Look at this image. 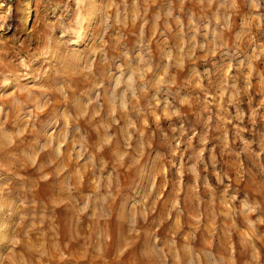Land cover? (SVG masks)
I'll return each instance as SVG.
<instances>
[{
	"label": "rangeland",
	"instance_id": "1",
	"mask_svg": "<svg viewBox=\"0 0 264 264\" xmlns=\"http://www.w3.org/2000/svg\"><path fill=\"white\" fill-rule=\"evenodd\" d=\"M6 1L10 9L9 15H1L0 11V72L12 73L19 83L14 84L13 88L0 90L2 96L0 105L3 106L5 113L0 116V122H4V127L10 131H15L14 125L24 127L27 131L23 143L17 141V147L0 151V188L10 189V192H7L8 199L17 203L22 198L27 199L29 207L23 211L29 219L17 227L18 212L9 215L6 209L0 214V219L10 225L9 231L16 230L22 239V243L15 248L7 241L0 242V264H20L21 255L31 260V264H128L127 258L123 262L121 260L124 249L129 247L127 240L120 239V233L126 226L119 225L115 215L110 220L98 221L78 217L66 204L54 178L48 180L43 178L45 175L51 176L53 171L52 167L47 166V154L41 155L35 168L21 166V160L18 158L20 152L37 140L43 143L46 139L45 132L51 131L48 125L65 109L74 113L69 101L73 95H79L88 84L85 81H77L73 85L76 91L70 93L69 99L65 100L56 91L54 73L32 55L37 51L43 37L48 34L49 28L55 25L56 17L52 15L53 5L49 0ZM117 2L121 3V0ZM131 3L132 0H128L129 10ZM166 3L167 0H147V3L141 0L142 7L150 9L149 19L157 8ZM175 3L179 7V0H175ZM26 8L29 13L27 21H24V16L27 15L24 14ZM189 9L195 11L198 17L202 15L198 6L189 3L185 6L184 13H177L184 19L185 25ZM261 12L264 13V9ZM206 15L210 16L211 12H207ZM242 19L249 23V28L246 34L239 38L236 34L240 32ZM233 21V28L226 34L225 48L217 51L215 55L196 47L191 51L186 49L188 59L185 61V67L181 71L173 70L172 75L180 85V94L191 97L190 104L184 106H180L175 100L172 101L181 108L180 118L169 119L163 104L150 110L147 108V99L141 101L147 116L146 123H140L139 126L150 145L149 155L144 159L150 161L159 153L156 166L160 170L155 181L156 191L147 198L151 215L149 225L146 227L159 228L158 235L164 237L170 234L181 244L184 237L196 231L197 247L212 248L215 245L213 251L227 250L228 253L235 255L237 264H264V213L249 214L247 217L237 215L229 219L225 214L230 209L221 203L223 199L221 194L228 185H231L229 195L238 192L243 198L244 194L248 193L253 199L264 201V178L258 174V168L264 166V14H252L241 0ZM138 30L139 24L129 25L124 30L129 48L135 44ZM185 31H188L187 27ZM178 32L175 24L171 32H166L163 24L160 25L159 31L154 34L152 44L156 65L163 64L159 49L164 47L165 42L169 48L178 47L180 43ZM148 34L153 35L151 24ZM188 36H191L190 32ZM107 39L111 45L109 55H118L117 29L114 28ZM203 42L202 30L197 37V43ZM177 55H180L178 51ZM22 57L29 59L32 64L27 75H24V70L19 67ZM241 61H244L243 65ZM226 76L230 84L236 83L240 88V95L232 104L227 102L226 97L221 100L217 92L218 86ZM13 91L17 94L21 91L24 93L20 96V99L25 101L22 110L12 104ZM211 97H215V103L209 105L208 111H204V102ZM45 99H50L52 103L45 104ZM238 110L242 116L238 117ZM28 114L32 115V119H26ZM209 116L212 117L213 130L207 144L210 151L205 152V159H208L214 148V154L220 160L219 167L228 175L223 177L224 183L220 184L211 167L207 171L201 167V175L208 176L215 191L209 192L201 182L199 195L203 202L200 204L202 214L200 218L196 212L195 189L189 192L185 187L194 183L193 178L183 175L180 177L181 184H177L176 181L180 176L178 172L180 160L183 159L187 163L193 149L201 147V139L205 138V121ZM63 122L61 119V127ZM96 123V121L92 124L81 123V127L89 135L90 144H95L98 140ZM225 128L228 133V146L232 150L240 151L245 147L238 139L237 133L249 141L247 151L239 158L221 150L219 137L223 135ZM102 132L101 129L100 134ZM182 132L185 133L183 136ZM190 137H194L191 144ZM177 139L181 140L180 149L173 154L172 148L175 147ZM113 149L106 148L97 156L98 161L100 156L109 161V168L105 170L106 176L111 173ZM65 159L67 161V156ZM69 166L74 167L71 164ZM91 175L90 171L86 173L85 182L79 186L77 195L91 191L88 182ZM119 178L124 191L115 201L116 210L122 204L130 205L136 193L145 187L135 170H130V162L119 168ZM181 187H184L183 191L179 190ZM173 195L181 200L184 214L177 216L173 212L169 219V201ZM248 220L253 221V227L248 225ZM99 230L108 234L110 239L97 242L96 233ZM249 239L255 243V249L248 246ZM41 246L47 255L40 256L38 252L29 250ZM132 264H135V261Z\"/></svg>",
	"mask_w": 264,
	"mask_h": 264
},
{
	"label": "clouds",
	"instance_id": "2",
	"mask_svg": "<svg viewBox=\"0 0 264 264\" xmlns=\"http://www.w3.org/2000/svg\"><path fill=\"white\" fill-rule=\"evenodd\" d=\"M49 2L53 5L51 12L56 17L55 25L49 28L48 34L43 37L37 51L32 55L54 73L56 91L65 100L69 99L70 93L76 91L73 85L77 81H85L88 86L79 95L71 97L69 102L74 113L65 109L48 125L51 131L45 132L46 139L43 143L37 140L20 152L18 158L21 160V166L35 168L41 155L47 154V166L52 167L53 171L51 176L45 175L43 178L45 180L54 178L66 204L78 217L98 221L110 220L115 215L117 223L126 226V229L120 233V239L127 240L129 244L121 256L122 262L127 258L128 264H132L133 261L135 264H237L235 255L228 253L227 250L213 251L215 245L212 248L197 247L196 231L184 237V242L181 244L170 234L164 237L158 235L159 228L146 227L149 225L151 215L147 198L156 191L155 181L160 171L156 166L159 153L150 161L144 159L149 155L150 145L139 125L146 123L147 112L141 104L145 99L150 110L163 104L169 119L182 116L181 108L172 101L175 100L180 106H184L190 104L191 97L180 94V85L172 75L173 70L181 71L185 67V61L188 59L186 49L191 51L196 47L215 55L217 51L226 47V34L234 26L233 17L240 8L241 0H179V7L175 0H167L166 4L157 8L151 19L148 18L150 9L142 7L141 0H132L131 10L128 0H121V3L117 0H102V2L49 0ZM189 3L198 6L202 15L198 17L195 11L189 9L187 25H185L182 16L177 13H184L185 6ZM243 3L252 14H264L261 12L264 9V0H243ZM0 7H3V4H0ZM207 12H211V15H206ZM137 24L139 30L136 41L133 47L129 48L124 30L129 25ZM150 24L152 36L148 34ZM161 24L166 32H171L175 24L179 29L177 35L180 41L176 49L167 47V42L159 49L162 66L154 63L152 48L154 34L159 31ZM114 28L117 29L116 47L119 48V54L110 56L111 45L107 38ZM248 28L249 23L242 19L237 37L242 38ZM96 29L98 31H95ZM202 30L204 42L197 43V37ZM94 35L95 39H93ZM177 51L180 53L179 56ZM240 63L243 65L244 61ZM19 67L24 70L23 74L27 75L32 67L31 61L22 57ZM0 77H2L0 90L13 88L14 84L19 83L12 73L0 72ZM217 92L221 100L226 97L227 102L232 104L237 101L240 88L236 83L230 84L226 76L218 86ZM23 94V91L19 94L13 91L11 94L12 104L21 110L25 105V101L20 99ZM44 103L51 104L52 101L45 99ZM212 103H215V97L206 99L203 110L208 111ZM3 115H5L4 108L0 105V116ZM242 115L238 110V117ZM26 119H32V115L28 114ZM61 119L64 121L62 127ZM94 121L97 122L95 130L98 133V140L95 144H90L89 135L81 127V123L92 124ZM211 125L212 117L209 116L205 121V138L201 139V147L193 149L187 163L183 159L180 160L178 165L180 176L176 181L177 184H181L180 177L183 175L193 178L194 183L185 187L189 192L195 189L196 212L200 218H202L200 204L203 202L199 195L201 182L209 192L215 191L208 176L201 175V167L205 171L211 167L220 184L224 183L223 177L228 175L219 167L220 160L214 154V148L208 159H205V152L210 151L207 144L210 142V133L213 130ZM14 128L15 131H10L4 127V122H0V151L17 147V141L23 143L27 129L18 125H14ZM101 129L102 134H100ZM184 134L181 133L182 136ZM237 137L245 146L240 151L229 148L228 133L225 128L223 135L219 137L222 152L236 158L244 154L249 141L239 133ZM193 138H189V144ZM180 144L181 140L177 139L175 147L172 148L173 154L179 151ZM113 145H115L114 149ZM106 148L113 149L114 157L111 162V173L107 176L105 170L109 168V161L103 156H100L99 161L97 160V156ZM128 162H130V170H135L145 187L136 193L130 205L122 204L116 210L115 201L124 191L119 178V168ZM70 164L74 167H70ZM89 171L92 174L88 181L91 191L77 195L79 186L84 184L86 173ZM258 174L264 178V166L258 168ZM230 187L231 185L226 186L221 194L223 197L221 203L230 209L225 214L226 218L264 213V201L253 199L248 193H245L243 198L238 192L229 195ZM179 190L183 191L184 187ZM7 192H10V189L0 188V214L6 209L9 215L18 212L17 227H20L29 219L23 211L29 207V203L26 198L20 199L19 203L8 199ZM173 212L177 216L184 214L181 200L176 195H173L169 201V219ZM247 223L253 227L252 220H248ZM9 229L10 225L0 219V242L7 241L15 248L22 243V239L19 232ZM128 237L131 239H127ZM96 239L97 242L106 241L110 236L99 230ZM248 246L255 249V243L251 239L248 241ZM29 250L38 252L40 256L47 255L42 246ZM20 264H31V260L21 255Z\"/></svg>",
	"mask_w": 264,
	"mask_h": 264
},
{
	"label": "bare ground",
	"instance_id": "3",
	"mask_svg": "<svg viewBox=\"0 0 264 264\" xmlns=\"http://www.w3.org/2000/svg\"><path fill=\"white\" fill-rule=\"evenodd\" d=\"M8 2L6 0H0V4H3V7H0V11H1V15H4V14H8L9 15V5H6ZM27 6V5H26ZM26 12L24 14H27L26 16H24V21H27L28 19V13H29V10L28 8H26ZM24 11V10H23ZM10 26V25H9ZM14 27V26H13ZM7 30V29H6Z\"/></svg>",
	"mask_w": 264,
	"mask_h": 264
}]
</instances>
